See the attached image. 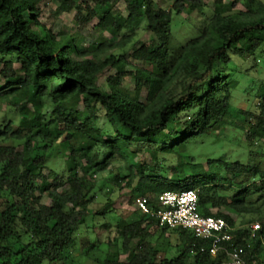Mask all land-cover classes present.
Segmentation results:
<instances>
[{"label": "trees", "instance_id": "trees-1", "mask_svg": "<svg viewBox=\"0 0 264 264\" xmlns=\"http://www.w3.org/2000/svg\"><path fill=\"white\" fill-rule=\"evenodd\" d=\"M57 1L83 25L96 20L92 29L103 41L86 49L71 37L57 39L38 22L41 0H0V100L18 117L0 123V264H82L80 258L92 264H223L225 251L211 257L189 231L159 227L135 206L144 197L154 210L161 193L185 190L196 192L202 216L235 228L234 245L244 247L245 264H264V172L257 167L208 160V173L193 169L180 178L176 166L166 182L139 160L125 164L127 174H113L110 187L93 180L112 160L130 155L135 161L144 149L157 160L165 141L184 143L224 124L232 83L224 82L220 66L264 48V0H230L226 10L224 0H213L199 34L176 56L170 52L173 15L202 13L209 0H175L170 10L154 0ZM118 2L125 18L112 10ZM141 23L150 42L120 53ZM129 59L142 67L122 71ZM127 76L134 79L132 93L121 87ZM258 106V115L244 116L249 148L264 141V93ZM101 113L112 135L96 126ZM56 147L65 156L64 174L47 166ZM121 183L131 189L132 219L115 214ZM89 219L97 234L82 241L78 258L73 250ZM254 222L261 230L251 237Z\"/></svg>", "mask_w": 264, "mask_h": 264}, {"label": "rangeland", "instance_id": "rangeland-1", "mask_svg": "<svg viewBox=\"0 0 264 264\" xmlns=\"http://www.w3.org/2000/svg\"><path fill=\"white\" fill-rule=\"evenodd\" d=\"M174 1L175 0H154L157 8L162 7L169 10ZM228 1L230 0H224L225 4L223 5L222 10L228 9ZM88 4H90V2ZM59 6L60 2L57 0H41L39 9L42 13L38 19V22L45 26V28L49 29L57 39H60L63 36L71 37L77 46L86 49L93 48L97 43L103 41V35L101 36L92 29L96 20L83 25L74 19V12L71 14L62 12L60 11ZM241 8V5H239L236 9ZM112 10L114 14L120 15L123 18L127 15L123 2H118ZM213 10V0H209L202 13L185 12L179 16L175 14L173 15L171 25L172 38L170 42V52L172 56H176L179 53L181 46L187 41L197 37L199 31L204 25V21L211 15ZM135 30L136 35L132 44L128 45L123 52L120 53L128 54L134 48L139 47L140 44L150 42L151 35L146 31L144 23L138 25ZM104 36L107 37L108 35L104 34ZM129 62L130 63L125 65L124 68L121 67L122 71L133 73L135 67H142L141 64L130 61V59ZM143 68L151 70V67L148 65H144ZM220 68L223 70L221 75L226 76L224 82L232 83L229 109L223 125L206 135H200L184 143H177V140L174 138L165 141L164 144L166 145L164 147H167V149H159L162 147V144L157 146V160H152L151 152L146 149L138 155L137 160L135 159L136 163L132 159L133 156L130 157V155H127L126 159H122L123 161L119 159L112 160L103 172L93 177V180H95L98 185L103 183L104 187H110L111 184L108 180L113 174H127V171L124 169L125 164L137 165L139 160L145 161L153 170V175L161 176L166 182L172 178L168 169L176 166L180 168V178L186 177L193 169L199 172L208 173V168L206 167L208 160L221 161L228 164L240 163L248 167H257L261 172H264V141H256V143L249 148L245 138L248 124L244 121V116L246 114L258 115L261 111L258 106V101L264 93V48L257 50L255 54L250 57L231 56L230 63L220 66ZM106 75L107 73L100 78L101 84ZM121 87L132 93L134 89L133 77H125ZM99 116L100 118L96 126L101 128L106 135H112L113 133L106 123L103 114L101 113ZM10 119L17 121L18 117L13 113H9L5 101L2 102L0 100V123H4ZM133 148L134 147H131L130 151ZM181 164L184 166H181ZM47 166L59 174H64L66 172L65 156L62 154V150L60 151L59 147H56L52 152ZM209 170H217L221 172L215 168H210ZM134 173L136 174V170ZM221 175L224 174L222 173ZM131 181V186H133L136 182V178L133 177ZM124 184L125 183L120 184L122 189L117 191L113 196L115 214L116 216H123L132 219L134 207L127 205L131 189H126V185ZM41 202L45 205L50 203L46 197H43ZM103 203L104 199L99 195L98 204ZM96 205L97 204L94 206ZM87 223V226H85L78 234L77 246L73 250V254L78 258L79 245L82 241L88 237L94 239L97 234L91 225L92 221L89 219ZM256 223L259 222H254L252 224ZM174 255L175 251L170 250L169 256L172 257ZM79 260L82 264H92L91 261L84 258H80Z\"/></svg>", "mask_w": 264, "mask_h": 264}, {"label": "built area", "instance_id": "built-area-1", "mask_svg": "<svg viewBox=\"0 0 264 264\" xmlns=\"http://www.w3.org/2000/svg\"><path fill=\"white\" fill-rule=\"evenodd\" d=\"M138 211L153 217L159 227L170 230L182 229L189 231L197 240L203 241L207 247L201 252H208L211 257L223 250L226 252V261L223 264H245V249L234 245L235 228L223 218L202 216L198 212L197 195L194 190H185L179 193L163 192L156 199V209H151L148 200L138 197L135 200ZM251 237L261 230L259 223L250 225ZM229 245V249L225 248Z\"/></svg>", "mask_w": 264, "mask_h": 264}]
</instances>
